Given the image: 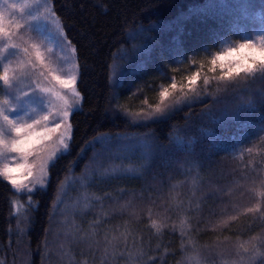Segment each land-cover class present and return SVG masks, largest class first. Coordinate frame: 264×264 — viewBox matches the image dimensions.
Listing matches in <instances>:
<instances>
[{
  "label": "trees",
  "instance_id": "1",
  "mask_svg": "<svg viewBox=\"0 0 264 264\" xmlns=\"http://www.w3.org/2000/svg\"><path fill=\"white\" fill-rule=\"evenodd\" d=\"M48 2L76 47L82 100L70 117V147L50 166L46 186L30 194L25 219L13 205L18 192L0 177V264H45L48 253L49 260L99 262L107 249L104 264L237 260L238 243L264 235V221L243 214L255 202L246 189L257 174L264 177V103L244 102L258 100L264 76L238 78L219 93L217 81L205 86L201 76L199 100L154 121H133L122 109L158 102L161 87L173 80L180 95L181 79L186 83L198 70L214 75L202 65L262 28L264 0ZM123 57L114 84L113 66ZM237 105L241 110L228 115ZM101 134L107 139L94 142ZM145 135L156 146L150 168L101 176L115 165H139L143 150L120 151V145ZM249 147L251 155L243 151ZM87 198L93 199L86 209ZM149 212L163 225L159 233L149 227Z\"/></svg>",
  "mask_w": 264,
  "mask_h": 264
},
{
  "label": "snow or ice",
  "instance_id": "2",
  "mask_svg": "<svg viewBox=\"0 0 264 264\" xmlns=\"http://www.w3.org/2000/svg\"><path fill=\"white\" fill-rule=\"evenodd\" d=\"M35 3V0H32ZM31 3L25 0L22 5L16 3L7 4L0 3V61L7 59L5 53L15 55L17 60L13 66V62L3 64L0 70V82L7 90L8 95L3 100H0V177L7 181L16 192L26 190L28 200H32L30 195L37 185L45 187L49 179V168L55 163L61 155L67 153L72 140L73 125L70 122V117L75 110L80 107L82 96L77 90V79L80 75V65L76 62V47L64 35L63 28L57 25V31L60 39L58 41L61 48H68L72 54L66 59L71 60L70 68L67 73L61 68H54L50 63H46V53L51 52V48L45 46L44 51L41 46L45 45L48 39L44 37L40 43H31L29 46H24L28 43L24 35H29V39H33L30 33L35 32L36 38L40 37L43 29V21L55 18V13L51 7L46 8L47 14L37 13L32 15L25 14V9L30 8ZM17 10L20 13V18H16ZM23 21V22H21ZM19 41V42H17ZM15 50V51H10ZM222 56L219 60H223ZM217 57H210L205 61L202 67L208 68V74H202L199 70L192 74L185 83L183 78L179 82L180 95L174 93L178 88V83L173 80L170 85L161 87L158 92V102L149 104L147 100L142 103L146 107H141L138 111H129L122 109L126 116L133 121H154L165 117L176 105L181 102L192 103L201 98V92L198 91V81L203 76V84L208 86L214 79L217 81V90L227 91L233 86L238 78H250L251 76H239L231 73L217 72L216 70ZM224 65L221 64L220 67ZM63 73V74H60ZM264 76V72H259ZM35 76L34 86L29 87L27 92L17 91L16 83L22 78L31 79ZM49 77L51 79H49ZM47 82L50 86H44ZM54 82V83H53ZM47 94V109L38 119H29V111L35 112L31 108L28 97ZM71 95V100L69 99ZM207 94V93H206ZM55 101L60 102L59 106ZM258 103H264V91L261 92L258 100L249 98L244 102L245 107H255ZM120 108V105L116 106ZM28 109L25 111V109ZM241 110L240 105H237L230 116H235L236 112ZM23 112L21 115L20 113ZM264 132V127L260 129ZM54 137H59L58 142H53ZM107 137L101 134L99 137H93L94 142H103ZM255 144V142H254ZM259 144L264 145V137L259 138ZM135 145H138L142 150L141 163L136 166L115 165L111 169H104L101 173L102 177L116 178L131 175L137 168L147 169L151 167V158L155 152L156 146L145 135L139 140L129 139L127 143L120 145V151H129ZM250 155L253 148L243 149ZM17 154V155H12ZM36 155L39 158V163H28V157ZM264 155V149L261 151ZM31 178V179H29ZM257 180L259 183L257 184ZM246 191L255 201L250 207L243 209L244 215H251L264 221V177L257 176L252 180L251 187ZM108 193L104 197H94L96 200H101L108 197ZM211 195V193H210ZM93 198H87L85 208L91 207ZM15 212L19 213L20 209L16 206V201H13ZM54 203L53 208L55 209ZM234 211H239L238 207L233 205ZM230 220H235L236 217H229ZM149 227L155 229L159 233L163 227L157 220L151 219L149 212ZM98 224L99 221L93 222ZM228 223V221H224ZM237 260L232 264H264V235L252 237L247 241L240 242L236 246ZM199 264V261H197Z\"/></svg>",
  "mask_w": 264,
  "mask_h": 264
},
{
  "label": "rangeland",
  "instance_id": "3",
  "mask_svg": "<svg viewBox=\"0 0 264 264\" xmlns=\"http://www.w3.org/2000/svg\"><path fill=\"white\" fill-rule=\"evenodd\" d=\"M227 0H221V2H225ZM29 3H31V7L25 9V14H32V15H36L37 13H43V14H47L46 12V8L50 7L48 0H35V3H32V0H28ZM0 3H4L5 6H7V4H11V3H16L17 5H22L25 3V0H0ZM16 18L19 19L20 18V13L17 10V14H16ZM23 22V21H21ZM60 25L59 21L57 20V18H53L47 21H43V29L42 32L40 34L39 38L37 37V34L35 32L30 33L31 37H33V39H29V35L25 34L24 38L25 40L28 41L27 44H25L24 46H29L31 45V43H40V40L43 39L44 37H47L48 39L45 41V45L41 46V50L44 51L45 46L50 47L51 48V52L50 53H46V63H50L52 67L54 68H61L64 70V73H67L69 68H70V64H71V60L70 59H66L68 57H70L72 54L70 53V50L68 48H61L59 46V33L57 31V25ZM61 26V25H60ZM260 35H264V25L262 26V28L258 31H254L252 36L248 35L246 37H244L245 40L247 39H254L257 36ZM19 42V41H17ZM232 43H227L226 45H224L223 49L227 46H229ZM2 46V45H0ZM10 51H15V50H10ZM5 56L7 57V59H4L3 61H0V70H2L3 68V64L8 63L9 60H11L13 62V66L15 65V62L17 60V57L15 55H9L8 53H5ZM122 60H120V62L115 63L113 66V83L116 84L118 78H119V74L122 70V65L124 63V57L121 58ZM63 74V73H60ZM49 79H51L49 77ZM34 81H35V76L33 75V77L31 79L28 78H22L21 80H19L16 83V90L13 92V95L18 94L19 91H24L27 92L29 87L34 86ZM54 83V82H53ZM44 86H50L47 82H45ZM115 87V86H114ZM7 90L4 88L2 82H0V100H3L5 98V96H7ZM115 97V95H114ZM52 99L54 100V102L56 103L57 106H59L58 101H55V97H52ZM69 99L71 100V95L69 94ZM29 103L31 105L32 109H35V112H31L29 111V116L27 117V119H29V122L31 119H38L41 115L44 114V112L47 109V100H48V96L47 94L41 96V95H37V96H29L28 97ZM28 109L26 108L25 111H27ZM21 115L23 114V112L20 113ZM59 137H54L53 138V142H58ZM12 155H17V154H12ZM4 161L0 160V163H3ZM38 164L39 163V158L36 155H32L28 157V163L29 164H33V163ZM31 179V178H29ZM39 185H37L38 187ZM18 197L15 198L14 201H16V206L19 207L20 211L17 214H21L20 215V219H25V215H23V212L25 210V207L27 204H30L31 201L28 200V195L29 193H27L26 190H23L21 192H18ZM21 197H25L24 200L21 199ZM112 229H109L108 231L110 232ZM108 232V233H109ZM19 243L21 244V248L22 251L24 250V244L22 239H19ZM109 245V242L108 244ZM107 248V246H105ZM110 252V250L107 249V251L103 250L101 252V256H97L99 257L98 261L99 262H81V263H77V262H73L74 260L71 258H67V259H59V260H49V253L47 254V260L45 262V264H104L107 262H103L105 261L104 257L106 255H108V253ZM97 258H95L96 260ZM229 260L230 262H210L209 264H232V262L235 260V257H233V255H231L229 258H227L225 261ZM221 261V260H220Z\"/></svg>",
  "mask_w": 264,
  "mask_h": 264
},
{
  "label": "clouds",
  "instance_id": "4",
  "mask_svg": "<svg viewBox=\"0 0 264 264\" xmlns=\"http://www.w3.org/2000/svg\"><path fill=\"white\" fill-rule=\"evenodd\" d=\"M220 56L224 59L219 60ZM211 57H217L218 72L238 74L241 77L264 72V35L254 39H239ZM221 64L224 66L220 67Z\"/></svg>",
  "mask_w": 264,
  "mask_h": 264
}]
</instances>
